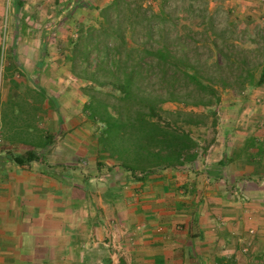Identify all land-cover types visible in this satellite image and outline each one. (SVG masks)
<instances>
[{"label": "crops", "instance_id": "crops-1", "mask_svg": "<svg viewBox=\"0 0 264 264\" xmlns=\"http://www.w3.org/2000/svg\"><path fill=\"white\" fill-rule=\"evenodd\" d=\"M64 1L57 15L71 25L111 2ZM258 89L260 103L247 107L232 94L220 98L215 138L205 146L191 136L194 159L182 155L176 167L140 179L120 167L92 176L83 170L79 199L68 161L89 159L84 138L52 137L29 166L1 149L0 264H106L109 255L113 264H264V84ZM243 113L252 118L244 122Z\"/></svg>", "mask_w": 264, "mask_h": 264}, {"label": "rangeland", "instance_id": "rangeland-1", "mask_svg": "<svg viewBox=\"0 0 264 264\" xmlns=\"http://www.w3.org/2000/svg\"><path fill=\"white\" fill-rule=\"evenodd\" d=\"M19 1L23 2L21 7ZM63 1L0 0V150L27 155L28 151L38 152L40 148L47 147L52 137L59 138L65 133L72 134L76 140L84 138L83 145L90 153L89 159L83 161L74 154L75 157L68 161L75 169V199H79L83 173L101 175L112 167L125 170L120 161L109 152L102 151V124L94 118L91 109L104 112L106 106H110L109 110L113 111L114 107L124 103L118 90L105 83L107 78L104 75H97L101 83L93 81L91 75H83L80 59L76 60L75 70L72 68V41L79 38L82 29L98 25L100 10L87 12V16L78 17L81 21L71 25L65 19L66 14L57 15L58 8L68 4V1ZM137 1L146 15L152 18L155 30L165 31V41L171 49L208 69L202 73L213 72L217 58L215 42L220 47L244 53L256 66V74L260 73L258 64L264 63V0ZM161 35L162 32L156 34L157 39ZM42 75L52 82L53 88L42 86ZM163 84L160 75H140L134 88L142 97L155 98L165 95L161 88ZM258 87L241 92L219 88L218 94L227 102L229 94L233 95L232 99L234 96L239 100L243 98L247 107L250 103H260L255 99ZM209 99L212 104L208 106L162 103L160 123L184 129L190 136L200 138L206 146L215 138L213 125L220 117V100ZM241 115L239 119L244 122L252 118L247 113ZM250 133L248 131L246 135ZM12 142L16 145L13 146ZM77 145L81 144L74 143L75 147ZM78 147L77 150L80 149ZM55 165L58 167L60 164ZM147 167V163H142L133 175L140 179L143 176L141 169L146 170ZM106 179L95 184L91 196L92 193L98 194V186L107 184ZM113 179L109 177L110 185ZM96 227L97 223L91 222L90 230L95 233ZM106 230L112 235L116 229L108 225ZM110 246L106 244L105 252L112 254ZM106 260V264H113L111 255L106 256ZM118 264H123V261ZM124 264L128 262L124 261Z\"/></svg>", "mask_w": 264, "mask_h": 264}, {"label": "trees", "instance_id": "trees-1", "mask_svg": "<svg viewBox=\"0 0 264 264\" xmlns=\"http://www.w3.org/2000/svg\"><path fill=\"white\" fill-rule=\"evenodd\" d=\"M18 5L21 7L23 2L19 1ZM143 9L137 0H112L101 8L98 25L82 29L79 38L72 41L71 64L75 70L76 60L80 59L83 75H91L93 81H98L97 75H104L105 83L120 93L124 104L113 111L109 110L110 106L104 112L91 108L94 118L102 124V151L109 152L133 174L142 163H147L146 170L141 169L145 176L161 166L176 167L182 155L194 159L190 152L196 143L190 134L160 123L162 103L208 106L212 104L209 98L220 100L219 88L241 92L261 86L264 63L258 64L261 71L257 75L256 66L244 53L220 47L215 42L217 58L213 72L206 75L202 73L206 68L201 63L170 48L165 31L155 30L152 18ZM161 32L157 39L156 34ZM140 75H160L164 83L160 87L165 95L140 96L134 88ZM11 156L21 166H29L37 158L34 151Z\"/></svg>", "mask_w": 264, "mask_h": 264}]
</instances>
